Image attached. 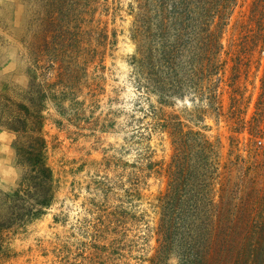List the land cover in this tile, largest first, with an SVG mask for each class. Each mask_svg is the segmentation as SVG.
I'll return each mask as SVG.
<instances>
[{"label": "rangeland", "instance_id": "rangeland-1", "mask_svg": "<svg viewBox=\"0 0 264 264\" xmlns=\"http://www.w3.org/2000/svg\"><path fill=\"white\" fill-rule=\"evenodd\" d=\"M157 1L0 0V92L29 85L20 40H31V12L43 5L81 28L77 45L88 61L77 97L46 104L43 133L59 181L57 199L43 214L3 231L0 264H165L153 261L161 243V199L175 172L174 130L186 136L181 156L188 167L195 166L205 140L217 147V203L230 193L237 201L249 193L258 200L254 213L264 218V108H257L264 56L243 53L240 39L252 0L237 7L220 55L204 61L221 69L196 83L191 75L179 84L170 76L171 93L164 98L147 94V84L166 76L159 60L174 47L177 33L171 19L167 30L160 29ZM182 59L181 71L202 62L191 48ZM159 120L171 127L162 128ZM16 141L15 132L0 126V195L14 194L24 175ZM254 237L233 243L227 262H244L236 255L251 251ZM258 251L256 262L264 264V242ZM168 261L180 264L179 253L171 252Z\"/></svg>", "mask_w": 264, "mask_h": 264}, {"label": "trees", "instance_id": "trees-1", "mask_svg": "<svg viewBox=\"0 0 264 264\" xmlns=\"http://www.w3.org/2000/svg\"><path fill=\"white\" fill-rule=\"evenodd\" d=\"M241 1L158 0L155 14L159 15L157 23L160 29L167 30L166 23L171 19L177 34L174 47L164 50L159 60L162 69L168 70L166 76L157 77L151 82L152 86L147 84V94L153 92L163 98L168 97L171 93L167 89L170 76H173L170 82L179 84L183 77L187 79L191 75L193 83H196L220 70V64V67L217 64L210 66L204 61L217 58L224 49L225 29ZM250 6L247 24L242 26L240 36L242 52L258 51L260 56H264V0H252ZM161 8L166 9V15L161 13ZM31 14V40H20L30 66L29 85L24 89L5 86V91L0 92V126L17 134L18 164L24 168L17 191L12 195H0V208L4 210L3 214L0 213V235L4 230L43 214L55 203L60 186L48 162L49 148L43 133L46 104L48 100L58 104L64 97H77L76 91L83 81L81 75L83 71L87 74L88 67V61L82 60L80 55L83 49L77 45L83 32L81 28L72 21L62 22L59 11L44 5L33 9ZM151 19L152 16L147 17L148 28H151ZM187 48H191L193 56L202 62L194 64L191 71H181L180 61ZM210 81L212 79L206 83ZM261 88L258 109L264 108V75ZM99 90H103L100 84ZM160 120L158 125L162 128L171 127ZM254 133L260 135L262 132L258 128ZM173 136L177 144L175 172L167 193L161 199V243L153 262L169 264L170 253L177 251L180 264H258V250L264 242L261 236L264 218L257 216L254 213L256 209H252L258 200L248 193V197L237 201L230 193L229 197L223 196L222 202L217 203L213 195L216 182L221 177L217 147L205 140L195 166L188 167L181 156L182 147L186 144L182 136H186L176 130ZM250 231L253 232L249 237ZM235 234L239 237L236 238ZM253 236L256 237L250 242L251 251L246 249L244 256L240 252L236 255L244 262H227L237 244L247 239L249 242ZM235 242L236 246H232ZM0 250H3L2 243Z\"/></svg>", "mask_w": 264, "mask_h": 264}]
</instances>
